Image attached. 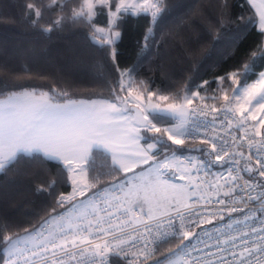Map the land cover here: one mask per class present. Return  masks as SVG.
Segmentation results:
<instances>
[{
    "label": "snow or ice",
    "instance_id": "6c2138e0",
    "mask_svg": "<svg viewBox=\"0 0 264 264\" xmlns=\"http://www.w3.org/2000/svg\"><path fill=\"white\" fill-rule=\"evenodd\" d=\"M246 2L254 13L235 17L229 0L211 18L193 8L157 39L166 0H26L25 22L49 38L86 30L87 71L0 65V174L25 175V158L56 168L33 190L51 197L38 220L0 215V264H264V0ZM130 18L146 24L125 66ZM197 20L217 43L226 26L233 48L253 28L258 40L233 70L194 86L173 79L161 45ZM177 46L190 63L200 54ZM150 56L167 89L136 86Z\"/></svg>",
    "mask_w": 264,
    "mask_h": 264
},
{
    "label": "trees",
    "instance_id": "16d2710c",
    "mask_svg": "<svg viewBox=\"0 0 264 264\" xmlns=\"http://www.w3.org/2000/svg\"><path fill=\"white\" fill-rule=\"evenodd\" d=\"M25 2L26 0H0V17L14 18L15 21L0 23V65L5 66L6 70L11 72L26 67L54 64L72 69L77 75L84 76L87 69L81 60L87 42L86 30L81 27H69L68 30L52 34L49 38L48 35L42 34L25 22L23 7ZM41 2L46 4L49 3V0H41ZM166 3L171 7L165 14L157 39H161V33H166L170 28L180 24L181 18L190 13L193 8L203 9L208 17H214L215 8L213 5L218 3V0H166ZM229 3L234 17L240 14L254 13V9L250 8L246 0H229ZM145 24L146 21L137 18H130L125 24L122 42L125 66L131 65L136 60L133 39L142 34ZM100 26H104L103 20H101ZM231 27L234 26H226L223 30L226 33L225 38L218 43L212 40L206 30V25L199 20L177 29L180 31L177 43H171L168 46L161 45V52L167 50L170 62L177 73L173 79L182 81L183 78L191 75L195 86L203 80L211 82L215 76L223 75L240 64L250 50L255 47L258 40L257 29H251L245 39L233 48L227 39V36L230 35L227 29ZM181 38L192 47L200 49V54L192 63L184 57L180 47L177 46ZM198 41L199 43H197ZM152 59L153 57L150 56L140 64L136 85L140 87L147 85L153 90L167 89L173 80L162 75L160 71H155V64L149 63ZM149 77H151L150 81ZM140 81H144V84H141ZM37 83L47 84L48 82L38 81ZM211 87L215 88L216 84H211ZM98 164L102 167L104 161L100 160ZM18 168L25 175L0 174V215L6 214L11 220L28 226L29 222L39 219V216L35 214L43 215V210L51 203V197L34 194L33 190L36 184L42 180L54 178L56 168L50 162L48 171L45 172L43 165L31 163L28 158H25ZM70 190L69 184L58 188L60 192ZM113 262L122 264L119 258H114Z\"/></svg>",
    "mask_w": 264,
    "mask_h": 264
},
{
    "label": "built area",
    "instance_id": "2783aa9c",
    "mask_svg": "<svg viewBox=\"0 0 264 264\" xmlns=\"http://www.w3.org/2000/svg\"><path fill=\"white\" fill-rule=\"evenodd\" d=\"M114 258H119V259H121L120 257L112 256V257H110V260L113 261Z\"/></svg>",
    "mask_w": 264,
    "mask_h": 264
},
{
    "label": "rangeland",
    "instance_id": "374dc122",
    "mask_svg": "<svg viewBox=\"0 0 264 264\" xmlns=\"http://www.w3.org/2000/svg\"><path fill=\"white\" fill-rule=\"evenodd\" d=\"M136 86H137V85H136ZM137 87L142 88V87H140V86H137Z\"/></svg>",
    "mask_w": 264,
    "mask_h": 264
}]
</instances>
